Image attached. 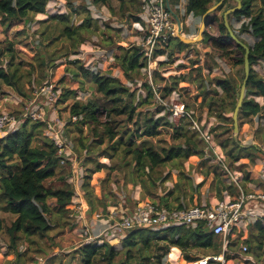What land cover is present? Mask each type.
Returning a JSON list of instances; mask_svg holds the SVG:
<instances>
[{
  "label": "trees",
  "instance_id": "1",
  "mask_svg": "<svg viewBox=\"0 0 264 264\" xmlns=\"http://www.w3.org/2000/svg\"><path fill=\"white\" fill-rule=\"evenodd\" d=\"M50 1L52 0H0V24L10 30L14 26L30 22L33 17L40 14L46 15ZM111 1L113 0H65L67 11L63 14L49 16L43 22L45 29L42 32L41 41L45 39L54 43L65 39L70 44V48L76 52L82 44L90 41L99 29L98 21H95L86 9L88 2L107 5ZM115 1L120 3L123 13L129 12L130 18L134 22L140 21L139 10H137L138 0ZM221 1L217 0L215 5ZM240 1L241 9L229 15L228 21L238 38H240V33H245L255 39L252 45H247L250 49V76L246 93L264 100V78L260 77L253 69L256 64L264 62V0ZM212 2L213 0H188L187 13L202 21L212 8ZM225 2L216 12L222 10L221 8L227 3ZM134 10H137L136 14L133 12ZM216 12L207 16L206 23L208 27L216 28L218 36H213L207 31L203 34L202 42H208L212 51V54H206V58L210 57L208 61L211 62V65L207 64L206 67L213 71L218 68L216 60L225 61L227 57L232 58L236 52L243 55L240 59H236L237 65L244 66L245 49L231 39L225 27L224 18L219 19L215 15ZM83 13L86 15L82 18ZM175 15L177 14L175 13ZM234 21L241 23L239 30L235 29ZM184 27L182 24V30ZM190 47L192 46L183 43L179 38H172L166 46L157 52L156 56L165 55L169 51V57H173L176 51L182 52ZM119 49L121 54L115 56L117 65L121 68L123 76L134 84L141 70L147 66V62L143 60L141 50L136 46L119 47ZM7 52L11 56L8 68L2 61L3 52L0 53V81L14 88L17 87L20 78H17L18 69L13 62L14 46L12 44L9 45ZM79 69L83 78L93 84L96 91L93 99L90 97L86 103L76 100L70 108L71 117L81 118L76 123L91 127L90 133L93 140L90 144H83L80 140L82 148L87 154L93 148L108 143L101 157L113 158L112 152L119 153L124 160L131 157V163L125 162V167L131 166L133 162L134 169L130 175L141 176L140 183L143 193L140 198L142 201L139 203L145 202L148 197H153L156 194L153 190L157 180L162 179L159 175L160 169L167 164L174 161L184 164L186 161L200 160V164L205 165L209 161L206 159L208 155L206 145L200 139L199 134L188 129L181 122L178 125L172 123L169 112L158 118L144 117L142 121L138 120L140 116L138 110L153 104L155 99L150 84H143L148 94L146 98H142L138 96V88L132 90L120 78L88 71L81 66ZM198 69L203 71L205 68L200 66ZM198 73L199 77L192 79L191 82L199 81V88L202 91L200 97L203 98L202 104L208 106L210 116L214 115L220 121L221 124L215 130H222V135H225L228 132L229 123L234 127L233 118H226L225 115L234 113L236 108L238 102L236 87L232 81L227 79H216L208 83L204 72ZM169 81L170 84L158 90L163 99L176 91L179 92V84L186 82L187 78L171 77ZM32 86L28 87L29 96L24 94L21 87H17V89L22 96L32 98ZM218 88L222 89V94L217 90ZM78 93V91L65 90L60 94V101L75 100ZM223 94L225 98H223ZM213 107L216 109L214 110ZM186 108L190 109L189 104H186ZM263 112L264 105L256 102L254 98L245 99L239 112V122L241 124L246 118L258 117ZM102 117H106L107 121H100ZM121 120L126 125L120 126ZM187 121L189 120L187 119ZM189 125H191L190 121ZM164 127L173 128V140L179 143L159 150L152 145L150 139L160 136ZM45 129V123L27 120L19 130L9 132L6 137L0 139V213L5 212L15 216V220L7 228H5L4 219L0 216V234H6L10 251L16 255L17 260H21L24 255L19 253V245L23 239H26L27 242L32 238L43 241L53 227V220L56 222L63 220L67 224H73V219L70 216L74 187L68 183L72 164H69L70 161H68V165L62 166L65 167L63 168L65 170H58L60 166L58 149L45 136ZM203 129H205L204 126ZM140 139L141 142L138 144L137 141ZM218 145L222 155H225H223L225 164L228 162L233 165L239 161H246L244 166L247 167L255 165L257 158L264 159V151L258 146L257 141L252 142L250 146H243L233 137H228ZM106 168V164L98 163L97 168L90 171V174L85 177L83 194L88 204V215L91 218L99 210L105 212L107 209L106 199L94 197L91 187L93 175ZM241 168H243L242 164ZM214 173L217 175V169ZM185 178L188 179L182 172L173 191L169 192L170 196H175V193H178L177 197L180 198V195L183 194L182 191L187 186L184 182ZM131 183L133 186L136 185L135 181H131ZM219 185L217 191L221 194L222 190ZM228 189H231L233 194L237 187L232 183ZM160 204L166 208H173L168 202L160 201ZM192 206H200V199L193 202ZM177 207L187 206L180 204ZM162 232L135 229L128 232L121 240L120 249L116 247L118 245L116 240L108 241L101 238L100 242L83 243L75 251V255L78 254L81 258L78 264H166L167 259H169L167 264H185L205 256L218 255L222 251L220 239L214 236L204 224L195 229L180 227L166 230L163 235ZM230 237L232 249L236 250L241 242L244 243L248 246V253L254 258L256 264L259 263L257 261L259 251L264 247L263 223L252 224L244 234L240 228L233 227ZM199 249L209 250L212 254L200 257L192 254V251Z\"/></svg>",
  "mask_w": 264,
  "mask_h": 264
},
{
  "label": "rangeland",
  "instance_id": "2",
  "mask_svg": "<svg viewBox=\"0 0 264 264\" xmlns=\"http://www.w3.org/2000/svg\"><path fill=\"white\" fill-rule=\"evenodd\" d=\"M216 2L217 0H213L212 8L215 6ZM95 6V9H91L90 7L89 9H86L92 10V18L95 21H98L99 29L92 39L82 44L76 52L70 48V44L65 39H61L54 43L48 42L45 39L41 41V37L43 38L42 32L45 29V23L43 22H45L49 16L65 13L68 9L65 0L50 1L46 9V15L40 14L33 17L30 22L14 26L10 30L0 24V53L3 52V64H5L6 67L9 66L11 56L8 54L7 49L9 45L12 44L14 46L13 62L14 66L18 69L17 78H20L17 87H21V90L26 96H29L30 93V90L28 89L29 85H37L40 87L43 86L47 80H52L58 94H62L65 90L79 92L75 100L69 99L65 102L60 101L61 96L59 95L55 111L46 108V112L47 115H53L54 117L58 116V118L66 124L64 131L65 138L68 139V142L71 143V145L73 144L74 155L72 157L83 167L85 177L90 174V171L97 168L98 163L106 164L107 168L101 170L103 172H97L100 174L93 175L94 177H92L91 187L93 189L94 197H97L98 199L104 198L106 199V202L112 204L116 200H122V204L125 205V201L130 198L133 199L132 196L135 195L136 192H140L141 190L143 193L140 183L142 179L141 176L137 174L130 175L134 169L133 162L131 166L127 168L125 167V162L131 163V157L125 158L124 160L122 156L116 152H112L114 155L113 158H109L108 156L101 157V154L104 153L108 143L101 147L93 148L91 152L87 154L86 151L83 150L80 140H82L83 144H90L93 140L90 133L91 127L89 128L86 125L72 122L70 119L72 116L70 108L76 100L86 103L88 100L93 99L96 95V91L94 85L83 78L79 69L80 66L88 71H91L90 69L93 68L95 73L120 78L124 84L129 86L132 90L138 88V96L142 98H146L148 94V91L143 87V84L145 83L150 84L152 88L158 91L167 86V84H170L169 78L185 77L187 78V81L179 84V92L176 91L171 96L164 99V102L168 106L174 101L183 102L185 105L189 104L190 109L188 111L192 115L194 114V119L201 123L205 129L210 132L216 146H219L218 144H220L223 139L233 137L243 146H250L252 142L257 141L258 146L264 151V112L258 117L244 119L241 124L239 122V132L237 133L234 131V127H232L230 123H227L228 132L225 135H222V130H215L221 124L220 121H218L214 115L210 116L208 106L202 104L203 98L200 97L202 91L199 88V81L197 83L191 82L192 79L199 77L198 72H204L203 74L206 76V82L208 83L209 81L216 79H227L232 81L237 90L236 95H238L244 81V66L237 65L236 61V59H240L243 56L241 53L236 52L232 58L227 57L225 61L216 60L218 68L211 71L206 67L207 64L211 65V62L208 61L210 57L206 58V54L212 52L211 47L208 42H202V40L196 44H190L192 47L188 48V50L182 52L176 51L173 57H169V51L164 56H160L157 60V64L152 67L151 74L148 69H142L141 73L136 77V83L132 84L123 76V72L117 65L116 60L113 63L110 62L104 65L105 62L100 56L105 51H113L115 56L120 55L121 51L119 47L131 48L136 46V38L139 33L135 28L131 27L134 21L130 18L129 12L123 13L121 11L120 3L118 1L113 0L107 5L96 3ZM235 7H237V2L231 0L221 8L222 10L220 12H216L219 8L214 12H216L215 15L221 19L224 18L226 11ZM137 10H139V7ZM137 10H134L133 12L136 14ZM84 15L86 14L83 13L82 18ZM97 15H99L101 19H96ZM198 20L200 19L181 20V22H183L182 24L185 26L184 30H182V36L186 39L197 40L202 26V24L200 26L197 25ZM79 22H81V20H79ZM240 24L241 23L234 21L236 30H239ZM205 31L213 36H218L216 28L206 26L204 32ZM239 39L246 45H252L255 42V39L251 35L245 33H240ZM213 55L215 54L213 53ZM197 61L198 63H196ZM200 66H203L205 69L199 71L198 68H200ZM253 69L260 77L264 78V62L256 64L253 66ZM206 85L208 84L206 83ZM17 87L15 86L14 88H11L0 81V113L4 111L18 115L19 112H23L26 105L35 100V97L30 98L22 96ZM213 88L215 87L213 86ZM217 90L221 94L223 93L221 88H218ZM81 92L86 93L88 97L91 96V98L89 99L87 97L88 99L78 100V96ZM158 94L160 97L162 96L161 93L158 92ZM223 98H225L224 94ZM253 98L262 106L264 105V100L261 97L255 98L246 93L245 99ZM37 103L40 104L41 102L37 101ZM213 109L215 110L216 108L213 107ZM138 112H140L138 120L142 121L144 117L158 118L167 115L169 111L167 108L165 109L163 106L157 104L154 100L153 104L140 108ZM225 116L226 118H231L233 117V113L226 114ZM100 121L105 122L107 121V118L102 117L100 118ZM180 122L190 129L189 121L184 119L174 124L178 125ZM22 125L23 124L16 127V130H19ZM124 125L126 124L121 120L120 126ZM131 126H133V124H131ZM131 126L129 127L132 128ZM9 132H1L0 139L6 137ZM173 136V128L164 127L161 130V135L157 138L150 139V142L159 150L162 148H168L172 144L179 143L178 141L173 140ZM140 142L141 139L137 141L138 144ZM218 152L220 153V151ZM220 158L212 153L207 155L206 159L209 161H207L205 165L200 164V160H197L196 162L186 161L184 164L174 161L167 164L160 169L159 175L162 179L157 180L153 190L156 194L152 198L148 197L151 200L148 199V201L153 202L152 199H155L161 194V192H164L169 188L172 190L173 186L177 184L182 172H184L189 179L185 178L186 180H184V182L186 184H191L194 188L196 186L199 187L197 188V192H200L198 196L200 195L201 198L204 196L207 198L215 197L217 202L224 200L227 201L229 200V196L230 199H235L239 195L240 190L238 188L236 191L233 189L234 193L232 194L231 189H228L233 181L221 165ZM221 160H223V158ZM257 160L264 161V159L261 158H257ZM245 162L246 161H239L233 165H230L227 162L226 165L232 171H238L244 175L242 190L245 193L254 192L256 188L264 190V179L258 178V181H255L256 179L252 176V170L255 168L257 162L255 165L247 167L244 166ZM68 163L72 164V161ZM241 164L243 168H241ZM63 168L65 167L60 165L58 170H65ZM216 169L218 173L217 175H214L212 172ZM206 172H211L209 181L213 178L210 185L207 175L205 176ZM204 177L207 179L202 183L201 181ZM131 181H135L136 185L133 186ZM252 181L256 182L253 183L255 186L259 184V187L256 186V188H253L248 186ZM219 183H222V186H225L223 189L226 191H224L223 197L221 196L222 193L219 194V192L217 193L216 191V187ZM211 184H213V186H211ZM138 201L141 202L142 200ZM153 203L165 207L159 202ZM72 214L73 212L70 217L73 219V224H67L66 221L63 220L60 222L53 220V227L43 241L38 238H32L27 242L26 239H23L19 245V253L24 254L21 260H17L16 255L10 251L9 240L6 234H0V264H78V261L80 262L81 258L78 254L75 255V251L83 243L88 242L82 239L81 235L84 223L78 222L77 220L75 221ZM96 214H101L103 217H106L108 214L107 209L105 212L99 210ZM0 216L4 219L5 228L11 226L15 220V216L5 212H1ZM48 218L50 217L48 216ZM98 223L100 224L101 222L98 221ZM98 223H91L93 230L97 227ZM165 233L166 231H163L161 234L163 235ZM116 247L120 249L121 245H117ZM192 254L200 257L202 255L212 254V252L199 249L192 251ZM257 261L259 262L258 264H264V247L259 251V258Z\"/></svg>",
  "mask_w": 264,
  "mask_h": 264
},
{
  "label": "built area",
  "instance_id": "3",
  "mask_svg": "<svg viewBox=\"0 0 264 264\" xmlns=\"http://www.w3.org/2000/svg\"><path fill=\"white\" fill-rule=\"evenodd\" d=\"M139 22H133L132 26L139 33L136 38V47L141 50L143 60L147 62L145 69L151 74L152 67L157 64L160 56L157 52L166 46L167 43L178 35L177 18L181 20L191 18L187 13L188 0H138ZM167 4H170L174 14L169 11ZM95 9V4L88 2L87 8ZM91 15L92 10H88ZM97 14V13H96ZM97 17V18H96ZM96 19H101L97 15ZM104 60V65L115 61L113 51H105L100 56ZM94 71L93 68L90 69ZM95 72V71H94ZM33 98L35 100L25 106L21 114L16 115L11 112L0 113V133L17 131L16 127L30 120L33 122H43L46 124L45 136L48 137L58 149V158L61 166H66L68 161H72L71 176L68 183L74 187L72 199V217L78 222L84 223L82 229V239L88 243L102 241L105 237L108 241L116 240L118 245L125 238L128 232L135 229H150L153 231H166L174 228L186 227L195 229L204 224L214 236L221 241V253L218 255L205 256L200 259L187 262L186 264H256L254 258L248 253V246L240 243L238 249H232L231 233L233 227H238L243 234L247 233L249 226L256 222L264 224V191H254L245 193L239 181L240 175L229 169L224 163V156L214 143V139L209 131L203 129V125L194 119L187 110L186 105L180 101H174L167 105L160 97L158 91L153 88L154 100L163 106L170 113V121L177 123L184 119L191 122L190 130L199 134L200 139L206 145L207 154H216L220 158V163L230 176L232 183L240 190L235 199L217 202L214 205L190 206V207H161L156 203L145 201L137 204L133 211L126 213L120 211H110L107 218L101 214L89 217L88 204L83 194L85 174L83 167L73 159V144L65 138L64 131L66 124L58 116L47 115L46 108L55 111L56 103L59 100L58 92L52 80H47L43 86H32ZM86 93H80L78 100L88 99ZM37 101L41 102L40 104ZM76 123L81 118L71 117ZM220 151V153L218 152ZM223 158V160H221ZM264 178V177H263ZM101 222L103 231L97 234V227L92 228V221ZM93 221V222H94ZM94 224V223H92ZM169 259L166 260V264Z\"/></svg>",
  "mask_w": 264,
  "mask_h": 264
},
{
  "label": "crops",
  "instance_id": "4",
  "mask_svg": "<svg viewBox=\"0 0 264 264\" xmlns=\"http://www.w3.org/2000/svg\"><path fill=\"white\" fill-rule=\"evenodd\" d=\"M186 19L187 20H190V19H193L194 20L195 18L191 17V18H186ZM197 22H198V24H197L198 26H200L202 24V21H200V20H198ZM257 161L258 160H256V162ZM101 172H103V171H101ZM235 172L240 175L239 181H240L241 186H242L243 179H244V175L241 172H238V171H235ZM212 173L215 175L214 172H212ZM97 174H100V173H96V174H94V176L97 175ZM206 175H207V178H208V181H209V176L211 175V172H206L205 173V176ZM252 176H253L254 179H256L255 181H258L257 180L258 178L264 179L263 178L264 177V161H262V160L260 161L259 160L257 162L255 168H253V170H252ZM207 178L204 177V179L201 182L202 183L205 182ZM212 179L213 178L210 179L209 185H210V182H212ZM255 181H252V183L251 184H248V186H251L253 188H256V186L259 187V184L256 185V186L253 184V183H256ZM211 186H213V184H211ZM217 187H216V191H217ZM219 187L222 190L221 196L223 197V193L226 190H223V186L222 185H219ZM173 188H174V186H173ZM197 188H199V187L196 186L194 188L193 185L187 184L185 190L182 191L183 194L180 195V198L177 197L178 196V193H175V196H170L169 195V192L173 191V189L171 190L169 188L168 190H166L164 192H161V194H159V196H157L158 199L156 197L155 199H152V200H153V202H159V203H160V201L168 202L172 207H177L180 204L185 205L187 207H190V206H192L193 202H195L198 198L200 199V206H203V205H214V204L217 203V200H216L215 197L214 198H207L206 196H204V197L201 198L200 195L198 196V194H200V192L199 191L197 192ZM255 191H264V190H262L260 188H258V189L256 188ZM141 193H142L141 190H140V192H136L135 195L132 196L133 199L130 198L127 201H125V205L122 204L123 203V202H121L122 200H120V201H117L116 200L113 204L110 203V202H107V213L108 214L104 218H107L108 217L110 211H116V213H118V214H119L120 211H123V212H126V213H129V212L133 211L134 208H135V205L139 202L138 200H140V198H141V195H142ZM217 193H218V191H217ZM147 199H149V198H147ZM193 207H195V206H193ZM89 219H90V221H92V223L95 222L94 220H91V218H89ZM103 229H104L103 224H101V223L99 224L98 223L97 224V234L99 232L103 231Z\"/></svg>",
  "mask_w": 264,
  "mask_h": 264
},
{
  "label": "water",
  "instance_id": "5",
  "mask_svg": "<svg viewBox=\"0 0 264 264\" xmlns=\"http://www.w3.org/2000/svg\"><path fill=\"white\" fill-rule=\"evenodd\" d=\"M225 1L227 0H222L220 3H218L217 5H215L212 9H210L207 14L203 17L202 19V26L201 29L199 31V37L197 38V40H190V39H186L184 36H182V24L180 23L179 19L177 18V23H178V35L177 38H179L183 43L185 44H196L197 42H201L203 40V33L205 30V27L207 26L206 24V18L209 14L213 13L214 11H216ZM237 2V7L230 9L228 11L225 12L224 14V24L225 27L227 28L231 39L237 44L242 46V48L245 49L246 53L244 56V70H245V78L240 90V93L237 95L238 97V102L236 105V108L234 110L233 113V122H234V131L237 133L239 132V112L240 109L242 108L245 96H246V90H247V82L249 80V76H250V62H249V54H250V49L249 47L244 44L239 38H237V36L235 35V33L233 32L230 23L228 21V16L231 15L232 13H235L237 10L241 9L242 7V3L240 0H235ZM167 8L169 9V11L172 13V15H175L172 8L170 7V4H167ZM237 141V139H235Z\"/></svg>",
  "mask_w": 264,
  "mask_h": 264
}]
</instances>
